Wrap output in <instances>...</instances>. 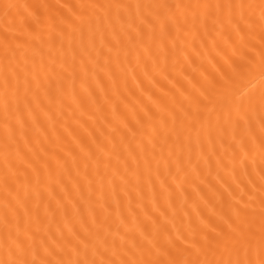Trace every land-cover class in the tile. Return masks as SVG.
I'll use <instances>...</instances> for the list:
<instances>
[{"label": "snow or ice", "instance_id": "snow-or-ice-1", "mask_svg": "<svg viewBox=\"0 0 264 264\" xmlns=\"http://www.w3.org/2000/svg\"><path fill=\"white\" fill-rule=\"evenodd\" d=\"M0 264H264V0H0Z\"/></svg>", "mask_w": 264, "mask_h": 264}, {"label": "bare ground", "instance_id": "bare-ground-1", "mask_svg": "<svg viewBox=\"0 0 264 264\" xmlns=\"http://www.w3.org/2000/svg\"><path fill=\"white\" fill-rule=\"evenodd\" d=\"M253 83H257L256 81H254ZM257 86H259L258 84H257Z\"/></svg>", "mask_w": 264, "mask_h": 264}]
</instances>
